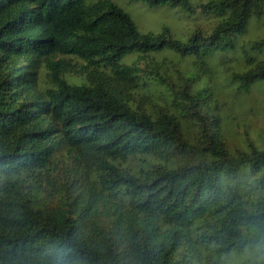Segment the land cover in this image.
I'll list each match as a JSON object with an SVG mask.
<instances>
[{
    "label": "trees",
    "instance_id": "1",
    "mask_svg": "<svg viewBox=\"0 0 264 264\" xmlns=\"http://www.w3.org/2000/svg\"><path fill=\"white\" fill-rule=\"evenodd\" d=\"M129 1L216 22L182 39L141 31L113 0H0V264H201L264 245V149L229 151L214 92L196 84L206 58L264 19V0ZM163 50L200 70L176 69L175 84L149 65ZM242 51L236 89L264 84V58ZM132 53L146 66L123 62ZM156 83L165 106L132 105ZM62 148L87 168L56 180ZM132 157L147 163L134 170ZM42 179L56 202L34 193Z\"/></svg>",
    "mask_w": 264,
    "mask_h": 264
},
{
    "label": "rangeland",
    "instance_id": "2",
    "mask_svg": "<svg viewBox=\"0 0 264 264\" xmlns=\"http://www.w3.org/2000/svg\"><path fill=\"white\" fill-rule=\"evenodd\" d=\"M86 1L92 2L95 0ZM113 1L131 15L141 31L158 32L165 25L171 29L174 36L186 39L196 24L204 30H208L216 22V18L212 15L196 12L192 17L179 7H169L167 5L150 7L129 0ZM261 37H264V19L253 20L248 27V31L235 38V47L233 49L224 52L216 51L209 58H206L207 63L203 75L196 83L197 85H208L209 89L214 92L216 102L220 106L224 139L228 150L231 152H235L237 149H247L249 141L255 144L258 149H264V84L258 80L248 90H237L236 82L231 77V72L244 69L242 47L250 55L264 58V50L250 49L251 42ZM151 56L154 59L149 64L150 67L159 68L161 74L175 84L180 83L176 69L188 74L200 70L198 64L195 63V58L192 56L181 57L170 50L152 53ZM122 60L126 63L139 61L140 66H146V60L139 59L137 53L129 54ZM42 71L41 63L37 73L40 75ZM79 75L71 72L67 74V78L83 81L84 75L78 77ZM193 86L194 83H192V88ZM169 94L165 91L164 85L157 83L151 85L147 90L138 88L133 93L134 100L132 105H140L146 110L155 113L156 106H165L166 101L169 100ZM211 105L213 106L214 102H211ZM182 125L187 133H193L194 126L191 119L183 118ZM73 155V152L65 148L60 149L56 153L55 165L51 170V174H56V180L59 178L64 179L65 176L73 175L76 171L87 168ZM146 163L147 158L143 157H132L127 161L128 166L134 170ZM39 172L37 170L35 174ZM35 179L36 177L29 179L27 182H35ZM51 183V181L48 182L44 179L35 183L37 189L34 193L38 199H44V201L49 203L57 201L60 193L55 191L54 184ZM49 192L53 194L50 195ZM261 254H264V245L247 246L242 252L223 255L210 262L204 259L201 264H264V260L260 259Z\"/></svg>",
    "mask_w": 264,
    "mask_h": 264
},
{
    "label": "clouds",
    "instance_id": "3",
    "mask_svg": "<svg viewBox=\"0 0 264 264\" xmlns=\"http://www.w3.org/2000/svg\"><path fill=\"white\" fill-rule=\"evenodd\" d=\"M260 259H261V260H264V254H261Z\"/></svg>",
    "mask_w": 264,
    "mask_h": 264
}]
</instances>
